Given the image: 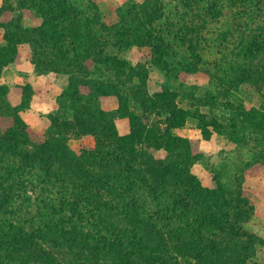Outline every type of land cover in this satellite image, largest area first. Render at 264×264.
I'll use <instances>...</instances> for the list:
<instances>
[{
    "label": "rangeland",
    "instance_id": "374dc122",
    "mask_svg": "<svg viewBox=\"0 0 264 264\" xmlns=\"http://www.w3.org/2000/svg\"><path fill=\"white\" fill-rule=\"evenodd\" d=\"M16 1L3 0L0 7H15ZM68 1L81 13L80 18L99 19L105 26L104 31L97 32V37L107 41L105 51L108 56L125 61L128 66L138 67L133 69L138 77H132L131 72L127 78L123 74L118 76L110 64L106 67L98 64L90 75L92 78L116 84L118 76L124 86L144 82L147 95L152 99L157 94H174L175 105L185 110V116L183 124L172 128L170 132L181 138L192 139L194 143L190 144L189 157L184 155L183 148L177 147L171 151L170 159L178 168L185 167L187 174L192 175L202 187H214L215 181H218L232 195L239 190L244 191L243 197H247L249 203L245 222L240 226L244 232L252 235L254 243L249 245L243 264H264V119L260 118L264 114V85L248 80V73L254 69L264 71V49L259 48L261 39L264 40V0ZM15 14L18 12L15 11ZM136 14L140 21L134 20ZM41 21L40 15L35 14L24 18L22 25L32 30L39 27ZM143 23L145 30L149 27L154 30L152 36L157 38L154 47H158L159 52L148 44H117L116 33L120 31L122 35L130 26L142 27ZM11 30V27H0V46L6 43L4 34ZM255 42L258 47L254 46ZM21 44L28 45L29 59L34 65L31 60L32 44L19 43L17 52ZM160 52L165 53L163 62L157 61ZM14 63L2 67L0 85L4 86L6 101L11 107L16 109L24 105L25 108L31 89L27 85L10 87L11 83L5 81L6 72L3 73L6 66ZM15 71L11 70L6 75L16 74ZM46 72H55L64 80L58 109L49 116L47 128L42 133L37 132L18 112L30 130L29 138L33 137L38 142L49 140L51 132L52 137L59 138L55 134V125L72 116L68 109L70 103L64 96L68 76L53 70L40 73ZM11 90L20 91L22 99L19 104H14L8 98ZM98 104L114 117L115 128L120 136L130 133V121L128 116L122 115L124 111L146 116V120L153 122L163 121L166 116L172 115L166 108L146 111L137 105L132 106L131 101L129 111L123 110V103L119 110L115 95L100 96ZM163 126L160 124L159 128ZM13 129L21 130L16 126ZM22 129L26 132V128ZM95 143V136L90 133L69 136L66 145L77 156L81 171L66 161L53 162L49 167L52 168L51 173L46 175L43 172L46 167L44 163H35L30 168L15 155L0 153V264H17L5 259L4 255L12 258L17 254L30 253V244L37 249L35 256L40 254V249H45L50 255L55 251L60 252L61 256L56 257L69 260L76 258L79 264H94L96 260L99 264L110 262L111 253L106 250L96 254L95 248L103 247L106 243L108 247L113 231L120 228L129 232L133 225L115 215L112 210L95 211L93 205L87 202L88 199L108 201L110 195L101 191L97 196L87 188L84 192L74 188L78 182L94 184L100 175L102 178L108 176L109 171L102 160L95 164L87 156L84 157ZM152 155L153 159L166 161L169 157L164 148L154 150ZM90 172L93 174L90 175ZM176 177L174 181L178 180ZM171 187L176 193L172 198L177 200L182 186H174L172 182ZM146 190V187H142L138 195L144 202L139 209L140 216H149L152 219L148 220L155 225H163L167 221H157L156 201ZM164 196H167L166 199L158 200H169L171 195L167 192ZM239 196L242 197L241 194ZM74 202L80 204L76 209L71 207ZM157 209L161 213L160 217L170 218L169 223L173 227H183V222L177 220V210L171 212L161 206ZM70 221L74 228L70 227ZM79 234L84 236L80 237ZM5 237L15 243L16 249L3 244ZM117 259L113 257L112 261ZM189 259L179 258L177 264L194 262V259Z\"/></svg>",
    "mask_w": 264,
    "mask_h": 264
},
{
    "label": "trees",
    "instance_id": "16d2710c",
    "mask_svg": "<svg viewBox=\"0 0 264 264\" xmlns=\"http://www.w3.org/2000/svg\"><path fill=\"white\" fill-rule=\"evenodd\" d=\"M35 14L42 18L41 25L32 30L23 27L22 20ZM79 16L82 17L81 13L68 0H17L15 7H0V27L13 29L4 34L6 43L0 46V71L3 66L17 61L19 43H31V60L36 72L53 70L68 76L64 96L70 103L68 109L72 113L71 118H64L61 124L55 123V134L59 138L52 137L51 132L49 140L38 142L33 137L29 138L30 130L18 116L24 105L16 109L11 107L6 101L5 88L0 85V153L13 154L30 168L35 163H44L45 175L51 173L52 168L49 167L53 162L66 161L81 171L78 158L68 149L66 141L69 136L87 133L95 136V146L88 149L84 157L87 156L95 164L102 160L109 171L108 176L102 178L100 175L94 184L78 182L74 188L80 192L87 191V188L97 196L101 191L110 195L108 201L88 199L87 202L93 205L95 211L112 210L115 215L133 225L129 232L120 228L113 231L108 247L106 243L103 247L95 248L96 254L106 250L112 254L108 264H177L179 258L194 259L189 264H243L249 245L254 243L252 235L244 232L240 226L247 214L248 201L247 197H243L244 191L239 190L232 195L218 181H215L214 187H202L192 175L187 174L185 167H177L170 159L171 151L181 147L185 151L184 155H187L191 153L190 144L194 143L192 139L181 138L170 132L172 128L183 124L185 110L177 108L173 93L157 94L152 99L147 95L144 82L124 86L118 76L123 74L129 78L132 72V77H138L133 72L138 67L128 66L125 61L108 56L105 51L107 41L97 37V32L104 31L105 26L99 19H82ZM134 20L140 21L137 14ZM141 26H130L122 35L120 31L116 33L117 44H148L159 52L160 49L154 47V40L157 41L152 36L154 30L151 27L145 30L144 23ZM254 46L258 47L257 42ZM259 48L264 49L262 39ZM164 55L160 52L157 61L163 62ZM98 64H104L105 67L110 64L118 73L116 84L90 76ZM248 80L264 85V71L254 69L248 73ZM103 95L117 96L119 110L123 103V110L129 111L131 101L132 106L137 105L146 111L166 108L172 115L166 116L163 121L153 122L146 120V116L124 111L122 115L128 116L130 121V133L120 136L115 128L114 117L99 107L98 98ZM260 118L263 120L264 114ZM160 124L164 126L159 128ZM13 126L22 131H15ZM149 148L151 150L147 151ZM158 148L167 151V161L153 159L152 152ZM194 158H197V153ZM175 176L178 180L174 181ZM172 182L174 186H182L177 200L172 198L176 194L172 191ZM142 187H146V193L156 201L157 221H167L163 225H155L148 220L152 219L149 216H140L139 209L144 202L138 195ZM8 190L12 191L10 187ZM167 192L171 195L169 200H158L166 199L167 196H162ZM78 204L74 202L70 206L76 209L80 206ZM160 206L171 212L177 210V220L183 222V227L175 228L169 223L168 216L160 217L161 213L157 209ZM69 225L74 228L71 221ZM83 234L89 236L88 233ZM5 239V246L16 249L13 241L7 237ZM29 247L30 253L4 257L17 264H79L76 258L69 260L56 257L61 254L57 251L50 255L45 249H40V254L35 256L37 249L31 244ZM113 257L118 259L112 261ZM94 264H99L98 260Z\"/></svg>",
    "mask_w": 264,
    "mask_h": 264
},
{
    "label": "crops",
    "instance_id": "0c3cea01",
    "mask_svg": "<svg viewBox=\"0 0 264 264\" xmlns=\"http://www.w3.org/2000/svg\"><path fill=\"white\" fill-rule=\"evenodd\" d=\"M3 0H0V6ZM33 21V20H32ZM34 21L33 23H35ZM32 23V24H33ZM18 60L3 69L6 83L10 87L14 85H27L31 89L25 108L19 111L22 119L31 126L32 129L42 133L49 125V116L58 109V98L64 88V80L55 72L37 74L34 65L29 59V47L21 44L18 47ZM12 75H6L9 71H14ZM9 77V78H7ZM8 98L14 103L19 104L22 96L20 91H9Z\"/></svg>",
    "mask_w": 264,
    "mask_h": 264
}]
</instances>
